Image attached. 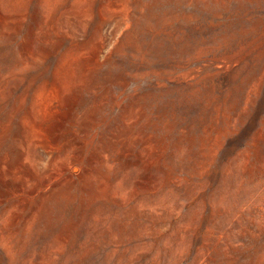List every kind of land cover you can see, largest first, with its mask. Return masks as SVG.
I'll list each match as a JSON object with an SVG mask.
<instances>
[{"label":"rangeland","instance_id":"rangeland-1","mask_svg":"<svg viewBox=\"0 0 264 264\" xmlns=\"http://www.w3.org/2000/svg\"><path fill=\"white\" fill-rule=\"evenodd\" d=\"M0 264H264V0H0Z\"/></svg>","mask_w":264,"mask_h":264},{"label":"bare ground","instance_id":"bare-ground-1","mask_svg":"<svg viewBox=\"0 0 264 264\" xmlns=\"http://www.w3.org/2000/svg\"><path fill=\"white\" fill-rule=\"evenodd\" d=\"M74 168V167H73ZM174 246V245H173ZM176 250V249H175Z\"/></svg>","mask_w":264,"mask_h":264}]
</instances>
